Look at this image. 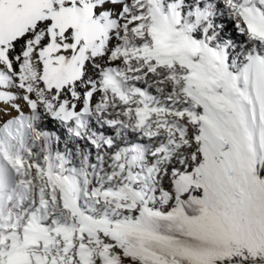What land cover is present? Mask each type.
<instances>
[{"label": "snow or ice", "instance_id": "snow-or-ice-1", "mask_svg": "<svg viewBox=\"0 0 264 264\" xmlns=\"http://www.w3.org/2000/svg\"><path fill=\"white\" fill-rule=\"evenodd\" d=\"M0 264H264V0H0Z\"/></svg>", "mask_w": 264, "mask_h": 264}]
</instances>
